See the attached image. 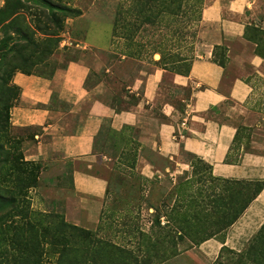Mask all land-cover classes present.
Wrapping results in <instances>:
<instances>
[{"label":"rangeland","instance_id":"374dc122","mask_svg":"<svg viewBox=\"0 0 264 264\" xmlns=\"http://www.w3.org/2000/svg\"><path fill=\"white\" fill-rule=\"evenodd\" d=\"M136 1L0 0V264H26L23 257L28 250L36 251L41 229L47 225L50 230L55 212L90 230L100 225L99 235L132 249L138 264H149L141 262L145 257L151 264H187L192 254L183 252L197 245L189 238L178 239L172 249L152 244L157 234L170 229L177 234L168 216L177 198L174 189L199 204L186 215L194 228L224 218L225 200L218 206V197H226V192L221 193L223 184L212 179L206 162L191 154L182 153L189 167L175 177L161 172L148 177L142 172L145 159L155 168L174 166V162L141 147L131 130L115 133L106 127L97 149L108 158L90 169L109 180L106 196L98 200L72 187L73 169L86 167L84 161L52 150L48 136H40L41 129L14 126L10 121V109L19 96L12 82L15 72L52 75L83 52L105 61L103 69L109 71L101 73L113 90L119 81L126 82L123 78L130 80L154 66L187 73L205 28L203 8L212 0H204L201 11L198 0H172V4L157 0L149 21L137 12ZM250 33L264 42L261 29L252 27ZM103 35L111 44L98 49ZM215 59L225 63L223 46ZM178 181L179 188L175 187ZM157 217L166 226L164 233L157 231ZM140 232L153 234L152 240H141ZM25 241L30 248L24 247ZM198 247L191 257L196 264H242L238 254L227 249L207 263Z\"/></svg>","mask_w":264,"mask_h":264},{"label":"crops","instance_id":"0c3cea01","mask_svg":"<svg viewBox=\"0 0 264 264\" xmlns=\"http://www.w3.org/2000/svg\"><path fill=\"white\" fill-rule=\"evenodd\" d=\"M201 18L205 28L187 73L154 66L123 78L113 90L101 73L109 71L105 61L86 52L52 75L15 72L19 96L10 109L11 123L41 129L52 150L84 161L86 167L73 169L72 187L98 200L106 196L109 180L90 169L108 158L97 149L106 127L131 130L141 147L174 162L155 168L145 159L142 172L148 177L158 172L175 177L189 167L185 152L209 163L216 176L264 182V42L250 33L256 27L264 34V0H212ZM101 39L98 49L110 46L106 36ZM221 46L224 64L215 59ZM263 223L264 187L223 237L183 253L193 255L199 246L213 263L224 245L241 251ZM192 255L187 264H196Z\"/></svg>","mask_w":264,"mask_h":264},{"label":"trees","instance_id":"16d2710c","mask_svg":"<svg viewBox=\"0 0 264 264\" xmlns=\"http://www.w3.org/2000/svg\"><path fill=\"white\" fill-rule=\"evenodd\" d=\"M169 1V4H172V0ZM203 1L204 0H198V3H201L200 11L203 8ZM136 2L137 7L135 8L137 12L140 15H144V20L149 21L147 17L152 12L150 10L156 7L157 0H137ZM193 156L199 161L206 162L196 155ZM191 164L194 167L193 162ZM207 164L212 179L223 184L221 193L226 192V197L224 199V195L219 194L220 196L218 197L219 207L222 206L221 203L225 200L226 213L223 216L224 218L222 220L216 219L213 221L210 219L204 222L205 224L203 227L194 228L186 215L191 207L199 204L193 203L192 199H188L186 196L183 197L181 192L174 189L177 198H175V205L171 208V212L168 213V216L175 222L176 227H174L177 234L170 232L172 229L168 230L165 234L166 226H162L159 217H157V231L160 232L163 230L164 234H157V237L152 241L154 246H157L158 243H162L166 245V248L172 249V247L177 245L178 239L183 240L184 238H189L192 242L197 241V245H199L206 239L219 236L220 232L223 230L226 231V228L231 226L241 216L250 202L264 187V182L262 181L240 180L216 176L212 172V166L209 163ZM175 187H180L179 181L175 183ZM52 216L53 221L50 230L47 225L41 229V239L34 249L36 251L33 252L28 250L27 252L29 254L23 257L26 264H131L134 261L136 264L139 263L137 257L133 255L132 249H128L124 245L115 242L112 238L99 235L98 230L100 229V225L96 230H90L68 222L62 215L56 212ZM168 221H170V219H168ZM162 223H165L164 219H162ZM153 227L156 226L152 224L151 228ZM151 235L153 234L149 232H140L139 238L141 240H146L147 238L152 240ZM29 245V241L24 242L25 248H30ZM224 249L238 254L240 257L239 262L242 264H264V223L249 240L248 245L241 251H236L224 245L221 248V253ZM219 257H221V254ZM141 262H148L151 264V259L145 257Z\"/></svg>","mask_w":264,"mask_h":264},{"label":"built area","instance_id":"2783aa9c","mask_svg":"<svg viewBox=\"0 0 264 264\" xmlns=\"http://www.w3.org/2000/svg\"><path fill=\"white\" fill-rule=\"evenodd\" d=\"M181 126L182 127H186L187 126V113H186V115L183 117V119H182V121H181ZM179 136H183V134L182 133H179Z\"/></svg>","mask_w":264,"mask_h":264}]
</instances>
